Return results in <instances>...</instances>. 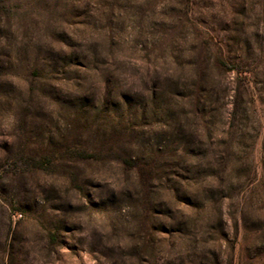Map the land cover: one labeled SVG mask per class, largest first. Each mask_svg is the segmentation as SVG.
<instances>
[{"label":"rangeland","instance_id":"rangeland-1","mask_svg":"<svg viewBox=\"0 0 264 264\" xmlns=\"http://www.w3.org/2000/svg\"><path fill=\"white\" fill-rule=\"evenodd\" d=\"M0 264H264V0H0Z\"/></svg>","mask_w":264,"mask_h":264},{"label":"trees","instance_id":"trees-1","mask_svg":"<svg viewBox=\"0 0 264 264\" xmlns=\"http://www.w3.org/2000/svg\"><path fill=\"white\" fill-rule=\"evenodd\" d=\"M213 66L215 68H217L218 70H222L223 72H229L230 70L232 71H236V73H239V70L242 66L241 65H233L228 63L224 58H219L215 60V63L213 64ZM198 94H200V91H198ZM199 98L200 97H196L193 103V112H197L199 110ZM239 91L236 93V100L234 102V114L237 112V110L239 109ZM124 163H126L127 166H132L135 167L136 166V162L132 161L131 159L127 158L124 160ZM148 222H145V225H142V230L144 232V236H146V239L149 237V229L150 226H148L147 224ZM149 238H148V242H149ZM149 246V244H148Z\"/></svg>","mask_w":264,"mask_h":264}]
</instances>
